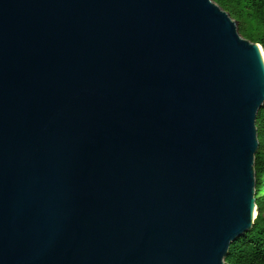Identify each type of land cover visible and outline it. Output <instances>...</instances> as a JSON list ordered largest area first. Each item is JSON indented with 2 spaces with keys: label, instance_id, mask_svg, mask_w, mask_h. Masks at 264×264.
Listing matches in <instances>:
<instances>
[{
  "label": "water",
  "instance_id": "1",
  "mask_svg": "<svg viewBox=\"0 0 264 264\" xmlns=\"http://www.w3.org/2000/svg\"><path fill=\"white\" fill-rule=\"evenodd\" d=\"M262 52L211 0H0V264H227Z\"/></svg>",
  "mask_w": 264,
  "mask_h": 264
},
{
  "label": "trees",
  "instance_id": "2",
  "mask_svg": "<svg viewBox=\"0 0 264 264\" xmlns=\"http://www.w3.org/2000/svg\"><path fill=\"white\" fill-rule=\"evenodd\" d=\"M239 24V34L264 50V0H211ZM259 141L254 156L256 217L249 230L230 245L227 264H264V104L256 114ZM261 182V185L259 186Z\"/></svg>",
  "mask_w": 264,
  "mask_h": 264
},
{
  "label": "rangeland",
  "instance_id": "3",
  "mask_svg": "<svg viewBox=\"0 0 264 264\" xmlns=\"http://www.w3.org/2000/svg\"><path fill=\"white\" fill-rule=\"evenodd\" d=\"M234 21V20H233ZM235 23H236V27H237V30H238V28H239V24L236 22V21H234ZM262 53H264V50L262 49ZM263 56H264V54H263ZM254 179H255V175H254ZM255 216H256V210H255Z\"/></svg>",
  "mask_w": 264,
  "mask_h": 264
},
{
  "label": "bare ground",
  "instance_id": "4",
  "mask_svg": "<svg viewBox=\"0 0 264 264\" xmlns=\"http://www.w3.org/2000/svg\"><path fill=\"white\" fill-rule=\"evenodd\" d=\"M262 59H263V62H264V56H263V54H262Z\"/></svg>",
  "mask_w": 264,
  "mask_h": 264
}]
</instances>
